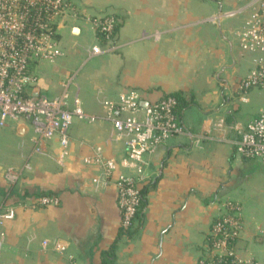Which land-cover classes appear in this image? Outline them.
Returning <instances> with one entry per match:
<instances>
[{
	"label": "crops",
	"instance_id": "crops-1",
	"mask_svg": "<svg viewBox=\"0 0 264 264\" xmlns=\"http://www.w3.org/2000/svg\"><path fill=\"white\" fill-rule=\"evenodd\" d=\"M68 1L87 17L114 16L116 49L90 56L94 46L105 49L107 43L86 17L72 19L60 29L66 55L51 64L55 74L47 73V62L35 68L38 88L56 97L69 83L72 104L78 100L98 120L74 123L63 160L58 139L33 153L29 121L11 119L0 127L12 140L5 147L8 161L0 164V206L17 210L15 220L0 227V264H103L105 257L109 264H202L223 199L243 208L237 256L264 264V164L237 156L232 136L211 128L218 119L246 126L264 114L245 120L239 114L237 84L264 55L239 46L235 33L250 13L227 14L249 0ZM128 88L140 90L147 101L180 94L187 106L181 117L185 134L149 158L145 206L133 230L124 232L116 187L96 184L101 170L83 160L96 146L109 158L124 155V140L107 120L103 102L116 101ZM11 159L16 171L6 167ZM8 172L18 180L12 182ZM43 195L57 204L38 205ZM56 243L66 250H56Z\"/></svg>",
	"mask_w": 264,
	"mask_h": 264
},
{
	"label": "built area",
	"instance_id": "built-area-1",
	"mask_svg": "<svg viewBox=\"0 0 264 264\" xmlns=\"http://www.w3.org/2000/svg\"><path fill=\"white\" fill-rule=\"evenodd\" d=\"M247 12L249 18L235 33L239 46L243 52L264 55V0H249L227 16ZM81 17H86L96 33L104 34L107 43L105 49L94 46L90 56L113 52L118 22L112 15L87 17L68 0H0V127H5L11 119L29 121L34 130V154L42 153L44 142L58 139L61 159L67 158L74 123L95 124L98 120L89 115L78 100L72 104L69 83L64 84L59 96L34 95L39 87L36 66L43 62L56 64L65 57L60 45V29L70 20ZM252 90L264 91V57L258 58L255 68L237 84L244 103L248 102L247 94ZM103 107L107 120L124 140V155L109 158L101 146H96L83 163L101 170V175L94 179L96 184L116 187L121 229L127 232L137 223L142 209V188L150 179L149 158L172 138L185 134L186 128L176 114L178 99L172 95L147 101L140 90L128 88L116 101H104ZM211 128L221 136H232L237 156L264 164V114L246 126L218 119ZM120 170L129 173H119ZM8 177L12 182L18 180L15 172H8ZM37 201L40 206L57 204L56 198L46 195ZM220 208L207 238L209 257L202 264H262L244 262L236 254L235 243L244 229L241 204L223 199ZM16 216L15 207L0 206V227L15 220ZM261 238L264 240V231ZM49 243L45 240L43 246ZM54 246L61 252L66 250L58 243Z\"/></svg>",
	"mask_w": 264,
	"mask_h": 264
},
{
	"label": "rangeland",
	"instance_id": "rangeland-1",
	"mask_svg": "<svg viewBox=\"0 0 264 264\" xmlns=\"http://www.w3.org/2000/svg\"><path fill=\"white\" fill-rule=\"evenodd\" d=\"M59 61H61V59ZM59 61L57 62V64L59 63ZM43 64L46 65V71L50 76L52 74H55V66L54 65H51L50 63H43ZM253 65H255V64H253ZM243 71L246 72L247 69L244 68ZM259 92L260 91H255L251 95L248 94V96H250V97H249V102H247V103L242 102L240 99V95H238L237 98H238V105L240 107L239 114H240L241 120L252 118L257 114H260L264 110V94H261L262 98H260ZM3 132H4V129L0 128V164H3L5 162L7 163L8 158H6V156H4V154L6 152L5 147H7V145L11 144V142H12L10 136H7ZM9 161L11 164L7 165L6 167H8V168L11 167V169L13 171H16L15 170V168H16L15 162H12L13 159H11Z\"/></svg>",
	"mask_w": 264,
	"mask_h": 264
},
{
	"label": "trees",
	"instance_id": "trees-1",
	"mask_svg": "<svg viewBox=\"0 0 264 264\" xmlns=\"http://www.w3.org/2000/svg\"><path fill=\"white\" fill-rule=\"evenodd\" d=\"M117 26H116V31H117ZM98 37L103 41V42H106V39H105V35L104 34H100V33H97ZM172 96L176 97L178 99V107H177V110H176V114L179 118V120L181 121V117H182V111L184 108H186L187 104L184 103V99L182 98V96L180 94H173ZM144 191L145 189L143 190L142 189V195L144 194ZM145 206V199H144V195H143V203H142V207ZM141 211H140V214L138 215V221L140 219V215H141ZM133 230V229H132ZM132 230H129V231H132ZM208 242V241H207ZM209 245V243H208ZM210 246V245H209ZM103 264H109L108 262V257H105L104 259V263Z\"/></svg>",
	"mask_w": 264,
	"mask_h": 264
},
{
	"label": "water",
	"instance_id": "water-1",
	"mask_svg": "<svg viewBox=\"0 0 264 264\" xmlns=\"http://www.w3.org/2000/svg\"><path fill=\"white\" fill-rule=\"evenodd\" d=\"M40 94H41L40 89L37 88V89L35 90V92H34V95H35V96H39ZM145 105H146V104H145Z\"/></svg>",
	"mask_w": 264,
	"mask_h": 264
}]
</instances>
